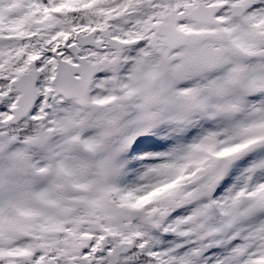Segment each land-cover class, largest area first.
Wrapping results in <instances>:
<instances>
[{
    "label": "snow or ice",
    "instance_id": "6c2138e0",
    "mask_svg": "<svg viewBox=\"0 0 264 264\" xmlns=\"http://www.w3.org/2000/svg\"><path fill=\"white\" fill-rule=\"evenodd\" d=\"M0 264H264V0H0Z\"/></svg>",
    "mask_w": 264,
    "mask_h": 264
}]
</instances>
